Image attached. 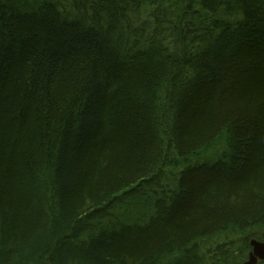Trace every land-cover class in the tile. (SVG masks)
<instances>
[{
	"label": "trees",
	"instance_id": "obj_1",
	"mask_svg": "<svg viewBox=\"0 0 264 264\" xmlns=\"http://www.w3.org/2000/svg\"><path fill=\"white\" fill-rule=\"evenodd\" d=\"M248 235L264 0H0V264H242Z\"/></svg>",
	"mask_w": 264,
	"mask_h": 264
},
{
	"label": "water",
	"instance_id": "obj_2",
	"mask_svg": "<svg viewBox=\"0 0 264 264\" xmlns=\"http://www.w3.org/2000/svg\"><path fill=\"white\" fill-rule=\"evenodd\" d=\"M251 246H253V251L249 255V260L246 264H256L258 260H264V244L253 241L251 242Z\"/></svg>",
	"mask_w": 264,
	"mask_h": 264
},
{
	"label": "rangeland",
	"instance_id": "obj_3",
	"mask_svg": "<svg viewBox=\"0 0 264 264\" xmlns=\"http://www.w3.org/2000/svg\"><path fill=\"white\" fill-rule=\"evenodd\" d=\"M243 240H245L248 244H251V242H253V241L257 242V243L259 242V243L264 244L263 241L257 239V237H254L253 235L252 236L248 235L247 237L243 238ZM252 251H253V246H250V250L247 253L246 260L242 264H246V262L249 260V255L252 253ZM256 264H264V260H262V261L258 260Z\"/></svg>",
	"mask_w": 264,
	"mask_h": 264
},
{
	"label": "bare ground",
	"instance_id": "obj_4",
	"mask_svg": "<svg viewBox=\"0 0 264 264\" xmlns=\"http://www.w3.org/2000/svg\"><path fill=\"white\" fill-rule=\"evenodd\" d=\"M148 11H150V6H146L145 4H139V6L136 9V13L138 14L140 18H142L143 16H146Z\"/></svg>",
	"mask_w": 264,
	"mask_h": 264
}]
</instances>
